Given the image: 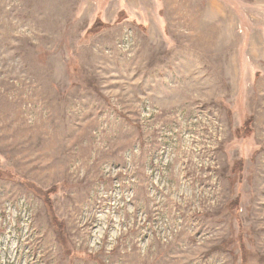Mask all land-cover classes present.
<instances>
[{
	"label": "rangeland",
	"instance_id": "1",
	"mask_svg": "<svg viewBox=\"0 0 264 264\" xmlns=\"http://www.w3.org/2000/svg\"><path fill=\"white\" fill-rule=\"evenodd\" d=\"M0 264H264V0H0Z\"/></svg>",
	"mask_w": 264,
	"mask_h": 264
}]
</instances>
